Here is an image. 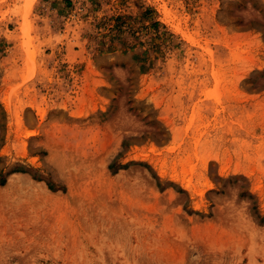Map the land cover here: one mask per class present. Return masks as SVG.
I'll return each instance as SVG.
<instances>
[{"label": "rangeland", "instance_id": "rangeland-1", "mask_svg": "<svg viewBox=\"0 0 264 264\" xmlns=\"http://www.w3.org/2000/svg\"><path fill=\"white\" fill-rule=\"evenodd\" d=\"M62 1L0 0V264H264V0Z\"/></svg>", "mask_w": 264, "mask_h": 264}, {"label": "trees", "instance_id": "trees-1", "mask_svg": "<svg viewBox=\"0 0 264 264\" xmlns=\"http://www.w3.org/2000/svg\"><path fill=\"white\" fill-rule=\"evenodd\" d=\"M152 10L149 8V7H145L143 12H142V15L141 16H147L149 12H151ZM123 16H115L113 19H112V29L109 30L108 32L111 33V36H114L115 33H124V30H126L124 24H123ZM156 26H158V23L155 22L154 20L149 22L148 23V27H153L155 28ZM128 31V30H127ZM111 40V39H110ZM121 41V43H123L122 40H119ZM118 42V41H117ZM133 49V46H129V47H124V48H121V53H126L130 50ZM116 50V45L115 44H110L109 46H107L105 49H104V52H114ZM97 52H101V50L99 48L96 49ZM136 62H140L138 61V59H136ZM124 166H121L120 164H118L117 162L115 161H112L108 166H107V169L109 170L110 173L114 174L118 169L122 168ZM11 172H15V173H26V171L21 168V167H16L14 168ZM31 178L34 179V180H40L39 176H37L36 174L33 173V175H31ZM155 179V177H152ZM5 183V179L2 177V174L0 173V186H2L3 184ZM47 188L49 190H52V186L50 184H46ZM253 209V208H252ZM261 222V219L260 221Z\"/></svg>", "mask_w": 264, "mask_h": 264}, {"label": "crops", "instance_id": "crops-1", "mask_svg": "<svg viewBox=\"0 0 264 264\" xmlns=\"http://www.w3.org/2000/svg\"><path fill=\"white\" fill-rule=\"evenodd\" d=\"M75 1V0H74ZM70 3H71V0H63L62 1V4H63V6L65 7V9L67 8V7H70ZM73 4V2L71 3V5ZM75 10L76 11H81V7H79V8H75ZM74 14H75V12H73Z\"/></svg>", "mask_w": 264, "mask_h": 264}]
</instances>
